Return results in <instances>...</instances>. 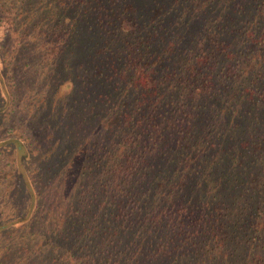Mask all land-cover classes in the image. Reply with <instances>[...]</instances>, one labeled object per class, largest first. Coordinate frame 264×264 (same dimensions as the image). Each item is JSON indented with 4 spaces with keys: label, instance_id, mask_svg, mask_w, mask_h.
Returning <instances> with one entry per match:
<instances>
[{
    "label": "trees",
    "instance_id": "trees-1",
    "mask_svg": "<svg viewBox=\"0 0 264 264\" xmlns=\"http://www.w3.org/2000/svg\"><path fill=\"white\" fill-rule=\"evenodd\" d=\"M109 1L123 40L93 164L49 209L76 261L264 264V0Z\"/></svg>",
    "mask_w": 264,
    "mask_h": 264
},
{
    "label": "rangeland",
    "instance_id": "rangeland-1",
    "mask_svg": "<svg viewBox=\"0 0 264 264\" xmlns=\"http://www.w3.org/2000/svg\"><path fill=\"white\" fill-rule=\"evenodd\" d=\"M114 1L121 9L129 2L137 14L154 7L152 0ZM110 5L27 0L18 17L0 9V264H79L75 238L64 240V223L49 209L78 197L75 178L93 164L114 82L110 56L123 40L113 33Z\"/></svg>",
    "mask_w": 264,
    "mask_h": 264
}]
</instances>
